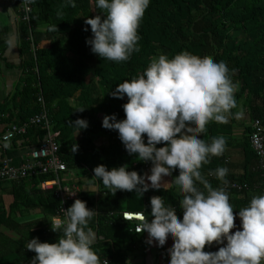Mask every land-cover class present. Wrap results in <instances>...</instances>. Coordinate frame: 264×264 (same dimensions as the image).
I'll list each match as a JSON object with an SVG mask.
<instances>
[{"label":"trees","instance_id":"obj_1","mask_svg":"<svg viewBox=\"0 0 264 264\" xmlns=\"http://www.w3.org/2000/svg\"><path fill=\"white\" fill-rule=\"evenodd\" d=\"M4 1L0 4L5 8ZM9 2L19 14L18 0ZM31 4L29 21H23L19 30L20 80L0 101V120L26 122L42 112L39 97L44 98L53 130L59 132L61 157L70 172L78 170L77 177L66 183L80 185L84 183L81 178L89 176L97 187L95 193L86 189L78 191L77 197L67 200L66 205L68 208L80 198L89 208L97 210L89 227L97 234L93 248L101 260L108 259L109 264H144L132 262V258L136 247H141L146 254L148 234L132 231L134 225L122 220V211H143L151 219L150 198L161 195L166 203L173 205L179 218L183 216V209L179 207L182 197L173 183L177 173L165 178L164 189H149L143 196L126 190L112 194L102 180L94 177V167L99 164L109 169L127 165L129 170H137L141 175L150 173L144 161L127 152L118 130L103 127L102 120L112 113L117 114V119L125 118L123 105L128 97L116 98L108 92L118 83L138 77L154 56L163 53L171 58L188 51L226 62L231 79L238 85L234 94L237 106L232 114L241 105L249 121L241 142L243 167L240 172L232 171L225 150L222 156H213L201 171L213 187H220L222 182L209 175V171L220 166L229 169L227 189L234 213L246 206L253 195L264 194V167L258 166L250 142L254 122L260 121L264 126V0H151L138 29L140 51L119 63L102 59L86 43L92 32L91 26L85 25V18L102 11L95 0H76V7L68 0H35ZM52 25H57V30H49ZM7 29L0 19V60L5 49L1 34ZM77 118L88 121V127L78 134L72 122ZM234 122L233 119L226 124L212 121L202 138L211 142L212 137L223 136L226 148L233 146L236 144ZM44 136L45 129L38 124L26 134L18 135L13 143L17 145L19 139L28 138L37 145ZM73 143L79 145L76 152L71 150ZM50 177L38 175L8 182L10 185L0 182V264H30L35 252L26 248L29 239L39 237L41 241L55 242L59 238L60 234L51 230L49 220L57 216L62 201L56 189L41 188V182ZM233 182L246 187H232ZM8 187L13 195L9 203L2 192ZM34 209L39 216L27 222L19 220ZM239 220L236 216L237 226ZM5 228L14 231L16 237L5 232ZM169 240L163 248L155 246L157 264H169ZM220 246L213 243L211 247L206 245L205 250L216 251Z\"/></svg>","mask_w":264,"mask_h":264},{"label":"clouds","instance_id":"obj_2","mask_svg":"<svg viewBox=\"0 0 264 264\" xmlns=\"http://www.w3.org/2000/svg\"><path fill=\"white\" fill-rule=\"evenodd\" d=\"M24 2L31 4L35 0ZM68 2L76 7V0ZM150 2L95 0L102 11L85 18V25L91 26L92 36L86 39L91 51L117 63L139 52L138 29ZM57 28L52 25L49 30ZM18 40V35H9L6 43L14 49ZM229 73L226 62H217L210 56L184 51L170 58L162 53L152 57L138 77L124 80L108 92L116 98L128 97L123 105L125 118L106 114L102 126L118 130L127 152L136 154L140 161H151L152 166L150 173L141 175L127 165L109 169L99 164L94 167V177L102 180L112 194L126 190L143 196L149 189H164L165 178L177 173L173 183L182 197V219L161 195L150 198L151 219L144 212L134 217L139 222L136 232L146 231L148 244L163 248L169 239L173 241L167 250L169 264H264V194L253 195L246 206L234 213L226 187L230 183L229 169L220 166L209 171L222 182L220 187H213L201 171L213 156H222L226 150L225 137H212L207 142L202 135L212 121L228 123L231 110L237 106L234 94L238 86ZM72 122L76 134L88 127L85 118ZM2 146L8 148L10 144ZM78 147L73 143L72 152ZM65 190L69 195L77 192ZM62 211L63 217L49 220L51 230L60 234L55 242L41 241L39 237L27 242L26 248L35 252L30 264H109L93 248L96 234L89 225L97 210L76 198ZM236 216L240 218L239 226ZM213 243L222 246L206 251V245L211 247Z\"/></svg>","mask_w":264,"mask_h":264},{"label":"built area","instance_id":"obj_3","mask_svg":"<svg viewBox=\"0 0 264 264\" xmlns=\"http://www.w3.org/2000/svg\"><path fill=\"white\" fill-rule=\"evenodd\" d=\"M19 7V18L23 21H29L30 12L32 11V4H26L24 0H18ZM30 39L33 40L32 34ZM39 101L43 105L42 112L32 116L29 120L23 123H9L0 132V142L8 143L11 140L16 139L18 135H24L27 130L34 125H41L45 129L44 138L35 145L30 154L23 159L20 163H13L10 158L4 157L0 162V182H19L28 177L38 176V175H52V177L45 179L41 182V188L43 190L56 189L57 196L61 199L62 204L58 210L56 217H63L62 209H67L66 202L69 199H73L77 196L78 190L76 185L66 183L68 179H65L68 172L67 163L63 160L60 153V144L58 142L59 132L53 130L51 120L49 118L44 98L39 97ZM253 131L250 134L251 146L257 155L258 166L264 167V126L260 121H256L253 124ZM9 137L8 140H4V137ZM145 162V161H144ZM145 167L147 170L151 168L150 161L145 162ZM232 187L243 189L244 185L241 183L233 182ZM228 187V185L226 186ZM65 188L72 191H77L75 195H69ZM143 211L132 212V211H122V220H126L124 216H128L130 221L133 223L134 230L139 226V222L134 218L138 213ZM105 259H102V261Z\"/></svg>","mask_w":264,"mask_h":264},{"label":"crops","instance_id":"obj_4","mask_svg":"<svg viewBox=\"0 0 264 264\" xmlns=\"http://www.w3.org/2000/svg\"><path fill=\"white\" fill-rule=\"evenodd\" d=\"M2 1L4 0H0V2ZM4 2L6 3L7 7L4 8L0 4V19L2 21V24L7 25L8 29L6 32H3L1 34V37L5 40V44H4L5 49L3 52V58L2 60H0V101L3 100L5 96L10 94L14 90L21 76V68H20L21 58L19 55V40H18V47L14 49L9 48V46L6 43V40L9 37V35H18L19 37V30L23 20L19 18V14H17L16 10L11 5H9L10 4L9 0H6ZM237 113H239V115H236ZM232 119L233 121L235 120L233 124H235L234 136L236 140L234 142H236V144L226 148V154H227L226 160L229 166L231 167L232 171L240 172L242 171L243 161H244V153H243V148L241 146V142L243 138L244 128L247 127L249 124L248 117L241 105L238 107V110L235 112V114H232L229 117L228 123L231 122ZM8 124L9 123H4L0 120V132ZM13 142L14 140L8 142L10 144V147L8 148H4L2 146V143L0 142V162L4 157H8L11 159L13 163L16 164L20 163L30 154L31 149L36 145L28 138L19 139L17 145H14ZM68 170L69 171L66 174L65 179L68 180L75 179L77 177L78 170L73 169V172H70L71 169ZM91 179L92 178L89 176L81 178V180L84 183L80 185H76L77 190L80 191L86 189L91 193L97 192V187L94 184H92ZM2 192H4L3 196L8 200L9 203L13 197L12 193H10L9 187L7 188V190ZM37 211H38L37 209L36 210L34 209L33 211H31V213L35 214ZM37 214L38 216L40 215V213ZM31 219L30 217H23V216L19 218L20 221H25V222L30 221ZM5 232H7L9 235L13 237H16V233L12 230L5 228ZM96 238H97V234H96ZM172 244L173 241L169 240V248H171ZM145 248H146V254L142 253L141 247L134 248L132 262L135 263L139 262L144 264H157V250L155 244L150 245L147 242Z\"/></svg>","mask_w":264,"mask_h":264},{"label":"rangeland","instance_id":"obj_5","mask_svg":"<svg viewBox=\"0 0 264 264\" xmlns=\"http://www.w3.org/2000/svg\"><path fill=\"white\" fill-rule=\"evenodd\" d=\"M237 84V83H236ZM238 86V85H237ZM6 184H9L10 185V183H6ZM36 216H38V214L37 213H35V214H33V213H31V212H29V213H27L25 216H23V217H30V219L33 217V218H35ZM23 219V218H22ZM21 219V220H22Z\"/></svg>","mask_w":264,"mask_h":264},{"label":"bare ground","instance_id":"obj_6","mask_svg":"<svg viewBox=\"0 0 264 264\" xmlns=\"http://www.w3.org/2000/svg\"><path fill=\"white\" fill-rule=\"evenodd\" d=\"M77 197V196H76Z\"/></svg>","mask_w":264,"mask_h":264}]
</instances>
